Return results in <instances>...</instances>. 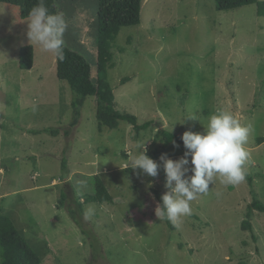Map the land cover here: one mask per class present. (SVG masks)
Instances as JSON below:
<instances>
[{
    "label": "rangeland",
    "instance_id": "obj_1",
    "mask_svg": "<svg viewBox=\"0 0 264 264\" xmlns=\"http://www.w3.org/2000/svg\"><path fill=\"white\" fill-rule=\"evenodd\" d=\"M98 1L56 0L67 24L63 41L89 61L93 79ZM28 19L0 3V211L41 264H264V212L254 210L252 229L242 228L253 201L246 179L233 186L217 177L170 230L152 195L167 191L161 159H153L156 177L126 166L138 145L151 158L162 149L160 131L180 138L202 132L212 114L228 111L252 126L245 170L264 204V16L257 3L218 11L216 0H142L141 23L120 28L107 76L115 107L139 124L153 122L138 134L126 121L100 131L93 96L72 125L74 93L57 76L56 56L29 41ZM27 45L34 66L22 70L19 50ZM184 151L170 144L165 154L178 159ZM96 174L112 200L84 203Z\"/></svg>",
    "mask_w": 264,
    "mask_h": 264
},
{
    "label": "trees",
    "instance_id": "obj_2",
    "mask_svg": "<svg viewBox=\"0 0 264 264\" xmlns=\"http://www.w3.org/2000/svg\"><path fill=\"white\" fill-rule=\"evenodd\" d=\"M40 0H0V3L17 6L20 9V16L23 19L29 18L30 10ZM257 3L258 14L264 16V2L259 0H216L218 11L242 7L248 3ZM44 6L50 14H61L56 6V0H43ZM142 0H99L97 12L98 37L97 49V78L93 79L92 67L89 61L80 53L70 49L63 44L64 59L56 58L57 76L60 80L67 81L74 93L72 101L73 121L72 125L78 123L80 110L88 96L96 99V119L100 131L103 128L116 129L120 121L131 124L138 134L139 131L149 128L153 122L138 123L137 116L130 113H123L115 107V94L108 82V69L111 67L113 46L121 27L138 25L141 23ZM34 47L23 46L19 50V67L22 70H31L34 66ZM47 131V130H46ZM35 133V131H33ZM56 134L57 131L50 130ZM160 134L164 137V145L160 151L152 153V159H160L165 154L170 144L183 146L180 137L171 132L162 130ZM259 144L264 142V137L258 138ZM62 170L67 172V159L62 161ZM75 176V175H74ZM93 179L94 192L89 194L84 203L108 202L112 195L108 191L102 178L96 174L90 176ZM247 183L253 201L248 205L246 219L242 222L244 230H251L250 217L254 210L264 212V204L258 199L253 189L254 176L246 172ZM162 192L152 189V195L160 204ZM170 230H174V224L163 219ZM42 260L38 253L30 246L27 240L21 235L11 218L0 211V264H41Z\"/></svg>",
    "mask_w": 264,
    "mask_h": 264
},
{
    "label": "clouds",
    "instance_id": "obj_3",
    "mask_svg": "<svg viewBox=\"0 0 264 264\" xmlns=\"http://www.w3.org/2000/svg\"><path fill=\"white\" fill-rule=\"evenodd\" d=\"M27 36L45 52L64 59L63 34L67 24L61 14H50L43 0L29 12ZM35 110V106H33ZM197 120L195 116H188ZM183 123V122H182ZM251 125H242L231 112L221 110L212 114L202 132H183L185 148L178 159L161 155L167 191L155 209L159 219H167L179 227L181 217L191 215V202L197 194H207L210 185L219 177L221 183L238 185L246 177L245 165L249 153L245 148ZM145 143L137 146V154L127 161V168L139 170L148 177L158 175V163L146 154ZM89 207L84 212L87 221L93 214Z\"/></svg>",
    "mask_w": 264,
    "mask_h": 264
}]
</instances>
